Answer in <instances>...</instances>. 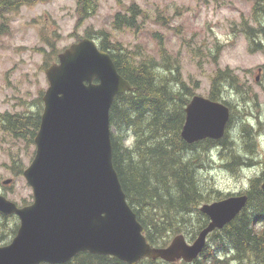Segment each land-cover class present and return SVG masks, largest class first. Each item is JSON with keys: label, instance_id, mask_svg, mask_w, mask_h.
<instances>
[{"label": "water", "instance_id": "water-1", "mask_svg": "<svg viewBox=\"0 0 264 264\" xmlns=\"http://www.w3.org/2000/svg\"><path fill=\"white\" fill-rule=\"evenodd\" d=\"M45 75L49 88L43 96L36 155L23 173L34 200L20 208L0 196V214L20 220L12 243L0 245V264H66L82 252L128 264L143 259L193 263L208 237L247 207L248 195L204 204L200 212L210 222L193 243L178 235L166 247L153 246L113 163L110 111L118 95L133 90L131 83L90 38L66 48ZM185 114L181 137L189 145L222 139L232 116L226 104L197 94Z\"/></svg>", "mask_w": 264, "mask_h": 264}, {"label": "rangeland", "instance_id": "rangeland-1", "mask_svg": "<svg viewBox=\"0 0 264 264\" xmlns=\"http://www.w3.org/2000/svg\"><path fill=\"white\" fill-rule=\"evenodd\" d=\"M255 1L98 0L93 13L81 21L78 0H25L19 10L6 15L7 26L0 29V114L42 112V97L49 88L46 68L57 62L58 55L67 47L89 32L104 31L112 41L121 42L132 51L140 50L146 58L150 56L158 60L165 52L170 64L179 65L180 79L191 87L188 95L208 98L211 79L217 70L230 68L236 71L245 88H249L250 99L242 100L238 94L227 92L225 97L231 105L229 107L233 108L234 117L228 140L237 144L236 149L243 150L239 126L251 122L258 131L255 166L250 171L233 175L226 167L227 162L222 160L224 154L216 149L212 153V167L203 172L204 168L199 169L195 178L205 193L210 188L214 190L210 182L218 192L237 194L247 191L251 179L259 176L263 178L260 183L264 181V53L250 51L242 30L244 21L251 18ZM133 3L142 12L139 19L141 30L117 29L115 15L126 14V8ZM95 41L98 45L99 40ZM257 77L259 81H256ZM172 87L177 89L174 83ZM254 102L260 107L256 108ZM239 105L251 108L256 116L251 121L242 117ZM128 139L127 144L131 145V137ZM188 151L191 154L205 153L200 147L197 151ZM34 152L33 143L14 137L2 128L0 122V196L18 206L30 205L34 200L32 188L23 176L35 157ZM200 162L195 161V164L200 165ZM209 164L205 161L202 165L207 167ZM5 180H11V183L2 185ZM190 212L173 219V225H170L176 229L184 228L186 232L182 230L172 236L168 244L178 235H184L190 244L194 242L196 238L188 236L200 214ZM3 217L0 214V235H4L0 243L6 246L13 241L16 235L13 231L17 232L20 220L16 216ZM187 218L193 226L187 224ZM208 243L211 240L208 239ZM244 264L264 263L252 261Z\"/></svg>", "mask_w": 264, "mask_h": 264}, {"label": "trees", "instance_id": "trees-1", "mask_svg": "<svg viewBox=\"0 0 264 264\" xmlns=\"http://www.w3.org/2000/svg\"><path fill=\"white\" fill-rule=\"evenodd\" d=\"M97 1L78 0V15L81 21L93 13ZM255 2L251 18L244 21L242 30L249 42L250 51L264 53V0ZM24 4L25 0H0V29L7 26L6 15L19 10ZM126 10V14L115 15V27L120 30L140 31L141 9L133 3ZM144 17L146 18L145 14ZM154 35L158 37V34ZM108 36L104 31L89 32L85 35L99 40V48L111 55L120 75L133 87L131 92L115 98L110 111L113 163L127 201L145 228L148 242L155 247L168 246L172 236L185 230L172 226L174 218L197 208L194 211L200 214L199 221L193 226L188 218L186 220L188 225L193 226V232L188 237L194 239L209 222L208 218L199 212L200 206L231 196L225 195L222 190L216 191L217 188L211 182L210 186L214 190L210 188L205 193L204 187L195 178L196 173L199 169L204 168L201 170L203 172L212 167L210 152L213 149H219L220 153L224 154L223 160H226V167L233 175L255 166L258 131L254 130L250 122L249 125L239 126L243 150L236 149L237 146L228 140V134L218 143L221 148H213L214 143L210 140L188 145L182 139L181 132L185 122V107L191 99L188 95L191 87L180 79L179 65L170 64L165 52H162L158 60L150 56L146 58L140 50L132 51L121 42L112 41ZM173 83L177 89L172 87ZM248 91L249 88H245L240 82L235 70L218 69L211 79L208 97L229 106L230 103L225 97L227 92H234L242 100H247L250 99ZM254 105L256 108L260 107L258 103L254 102ZM248 108L244 105L238 106L242 117L248 116L251 121L256 115ZM0 116L4 130L16 138L34 144L40 127L41 112L28 115L5 113ZM129 136L132 139L131 145L127 144ZM250 142L252 143L249 144ZM199 147L204 149L205 153L191 154L188 151H197ZM195 161H201V164L196 165ZM205 161L210 162L209 166L203 167ZM260 181L258 178L250 180V187L246 191L249 197L247 207L223 230L209 236L211 243H207L203 253L193 263L182 260L169 263L143 259L138 264H244L252 261L264 263V190L261 189ZM3 239L4 235H0V241ZM66 264L128 263L112 256L82 252Z\"/></svg>", "mask_w": 264, "mask_h": 264}, {"label": "bare ground", "instance_id": "bare-ground-1", "mask_svg": "<svg viewBox=\"0 0 264 264\" xmlns=\"http://www.w3.org/2000/svg\"><path fill=\"white\" fill-rule=\"evenodd\" d=\"M171 61H172V60H171ZM244 87H245V86H244ZM225 96H226V95H225ZM236 97H237V96H236ZM240 100H241V99H240ZM226 105H227V104H226ZM229 106H230V105H229ZM239 106H240V105H239ZM248 109H249V108H248ZM238 110H239V109H238ZM243 111H244V110H243ZM184 112H185V111H184ZM251 113H252V112H251ZM247 118H249V117L247 116ZM250 124H251V122H250ZM247 135H249V134H247ZM247 135H246V136H247ZM229 136H230V135H229ZM247 137H248V136H247ZM250 138H251V137H250ZM248 142H249V141H248ZM231 143H232V142H231ZM233 143H234V141H233ZM251 143H252V142H250L249 144H251ZM235 146H236V145H235ZM246 146H247V145H246ZM212 149H213V148H211V150H212ZM249 149H250V148H249ZM213 150H214V149H213ZM213 150H212V151H213ZM219 151H220V150H219ZM249 151H250V150H249ZM246 152H247V151H245V153H246ZM252 152H253V151H252ZM214 154H215V153H214ZM247 155H248V154H247ZM250 155H251V154H250ZM253 155H254V154H253ZM257 155H258V154H257ZM257 155H256V156H257ZM230 156H232V155H230ZM232 157H234V156H232ZM250 157H251V156H250ZM213 158H214V157H213ZM227 158H228V157H227ZM234 158H235V157H234ZM254 158H255V157H254ZM210 159H211V158H210ZM222 160H223V159H222ZM228 160H229V159H228ZM248 160H251V159L248 158ZM210 161H211V160H210ZM224 161H225V160H224ZM234 161H235V160H234ZM236 161H238V160H236ZM232 162H233V161H232ZM232 162H231V163H232ZM242 162H243V161H242ZM246 162L248 163V161H246ZM249 162H250V161H249ZM234 163H235V162H234ZM240 163H241V162H240ZM250 163H251V162H250ZM238 164H239V163H238ZM222 165H223V164H222ZM229 165H230V164H229ZM236 165H237V164H236ZM236 165H233V166H236ZM241 165H242V164H241ZM208 166H209V165H208ZM223 166H224V165H223ZM228 167H229V166H228ZM230 167H231V166H230ZM240 167H241V166H240ZM244 167H246V166H244ZM244 167H243V168H244ZM208 168H209V167H208ZM210 168H211V167H210ZM218 168H219V167H218ZM220 168H222V167H220ZM232 168H233V167H232ZM232 168H230V169H232ZM205 170H206V169H205ZM208 170H209V169H208ZM228 170H229V169H228ZM237 171H238V170H237ZM249 171H250V170H249ZM245 172H246V171H245ZM235 173H236V172H235ZM256 179H257V178H256ZM210 191H211V190H210ZM210 195H211V194H210ZM206 197H207V196H206ZM204 198H205V197H204ZM206 199H207V198H206ZM202 202H203V201H202ZM199 205H200V204H199ZM195 209L197 210V208H195ZM195 209H194V210H195ZM194 210H193V211H194ZM190 213H191V212H190ZM194 213H195V212H194ZM189 215H190V214H189ZM193 215H194V214H193ZM195 219H197V218H195ZM195 221H196V220H195ZM184 231H185V230H184ZM185 232H186V231H185Z\"/></svg>", "mask_w": 264, "mask_h": 264}, {"label": "flooded vegetation", "instance_id": "flooded-vegetation-1", "mask_svg": "<svg viewBox=\"0 0 264 264\" xmlns=\"http://www.w3.org/2000/svg\"><path fill=\"white\" fill-rule=\"evenodd\" d=\"M238 194V193H237Z\"/></svg>", "mask_w": 264, "mask_h": 264}]
</instances>
